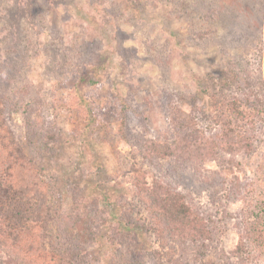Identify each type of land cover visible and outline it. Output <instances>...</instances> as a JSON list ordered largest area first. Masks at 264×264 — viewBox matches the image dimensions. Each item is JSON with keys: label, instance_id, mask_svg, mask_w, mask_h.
<instances>
[{"label": "rangeland", "instance_id": "obj_1", "mask_svg": "<svg viewBox=\"0 0 264 264\" xmlns=\"http://www.w3.org/2000/svg\"><path fill=\"white\" fill-rule=\"evenodd\" d=\"M263 38L264 0H0L1 127L26 164L14 174L46 194V247L71 264H264V245L239 249L243 198L264 159ZM234 92L259 111L249 150L151 153L174 142V109L212 135ZM93 111L100 122L87 127ZM153 183L206 219V240L169 236L162 252ZM16 211L0 206V220L16 222ZM0 264H13L1 248Z\"/></svg>", "mask_w": 264, "mask_h": 264}, {"label": "trees", "instance_id": "obj_2", "mask_svg": "<svg viewBox=\"0 0 264 264\" xmlns=\"http://www.w3.org/2000/svg\"><path fill=\"white\" fill-rule=\"evenodd\" d=\"M261 42V49L262 47L264 49V38ZM208 93L211 99H220L216 92ZM29 104L25 102L21 105L25 123L28 126L32 125ZM119 105L120 128L122 129L126 105L121 98ZM251 105L252 102L247 95H242V92L232 93L226 102L218 105L219 121L216 123L217 127L213 129L212 135H207L202 128L198 127L194 117L174 109L170 115V125L176 134L174 142L150 146L151 153L165 157L173 156L176 153L186 154L190 157H202L204 153H208V149L213 148L231 151L249 150L257 127L256 117L259 114V111L253 110ZM93 112L84 119L87 127L100 122L97 113ZM1 114L0 106V167H2L0 168L2 171L0 175V206L7 207L12 203L17 207V211L14 213L15 217L19 209L24 208V205H29V209L24 208V214H18L14 223L10 220H0V248L13 264H71L67 255L63 257L45 245L44 240L51 219L46 194L40 188L38 193L31 195V191L34 190L33 184H39L35 180H30L35 178L28 177L24 172L17 173L19 175L14 174L18 168L26 170V164L24 158L21 159L17 147H12L11 142H6L7 135L8 138L10 135L7 128L1 127ZM263 170L264 159L263 167L257 172L253 184L249 186L243 198V220L247 228L244 236L239 238L241 251L244 249L245 239L255 242L259 248L264 245ZM13 178L19 182L12 183ZM18 185H20L18 189L14 188ZM154 185L153 183L151 186L152 193L149 200L152 207L150 214L155 217L153 232L162 252L166 255L172 249L171 242L173 241L169 236L176 241L193 243L206 240L210 231L206 219L172 187L165 186L168 190H163L164 187H161L160 190L154 191ZM26 198L33 199L32 203L34 204H30V200ZM108 223L107 219L103 221L106 227ZM132 263L137 264L135 260L130 262V264Z\"/></svg>", "mask_w": 264, "mask_h": 264}]
</instances>
